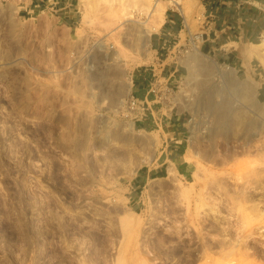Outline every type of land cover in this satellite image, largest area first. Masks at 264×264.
I'll list each match as a JSON object with an SVG mask.
<instances>
[{
    "label": "rangeland",
    "instance_id": "374dc122",
    "mask_svg": "<svg viewBox=\"0 0 264 264\" xmlns=\"http://www.w3.org/2000/svg\"><path fill=\"white\" fill-rule=\"evenodd\" d=\"M184 1L183 13L171 0H74L71 25L0 0V264H264V53L252 46L264 10ZM206 2L222 21L236 5L233 35L257 33L225 47L244 68L192 40ZM173 12L185 25L157 52ZM168 65L193 121L174 135L170 109L152 104L159 116L131 129L133 81L146 69L169 77ZM246 80L260 87L246 93ZM165 161V177L139 187L141 171Z\"/></svg>",
    "mask_w": 264,
    "mask_h": 264
},
{
    "label": "crops",
    "instance_id": "0c3cea01",
    "mask_svg": "<svg viewBox=\"0 0 264 264\" xmlns=\"http://www.w3.org/2000/svg\"><path fill=\"white\" fill-rule=\"evenodd\" d=\"M21 1L23 4L21 5L20 10L22 12H27V14L29 15L30 14L38 15L45 11L53 12L59 15V19L69 18L71 21V25H74L75 19L77 18L78 12L76 11V8L74 6V0H21ZM201 1L204 2L205 0H201ZM218 2L220 1L218 0ZM244 3L255 5L261 11L264 10L263 9L264 0H244ZM207 4L208 2H206L205 4L203 3V6L205 8V11L210 14L209 6ZM215 11H216V14L218 13V15L215 14V16H213L211 14L212 18L207 23L208 25L205 28L206 37H205L204 47H203L205 53H208L210 55L212 54L217 59H220V60L223 59V62L225 64L244 68V65H243L244 63L241 62L243 61L242 57L235 51H227L225 47L230 45L233 42H236V40L242 41L243 37L245 36L253 37L252 34H257V33L254 31L248 30L247 35L242 34L240 37H237L232 34L231 26L234 24H233V21L230 19L232 17L230 16V14L232 11L233 13L237 12L236 5L232 6L231 10L228 11L229 12L228 16L230 17L228 21H225V20L222 21L220 19L221 17H218L220 16V14L222 16V13H223L222 7L217 6V8H215ZM247 20L248 19H246V21ZM241 23H245V22L241 21ZM184 25H185V20L180 13L173 12L167 15L165 17L164 24L162 25L160 32L156 33V35L152 39V47L155 49V51L160 52L170 47L172 43L176 41L178 36L181 35L180 31L183 30ZM163 70L165 72H172V71L175 72L176 71L179 73V68L175 66H172V67L169 66V67L162 68L159 70V72H162ZM145 75L146 73L144 71V73H141L139 77H137V79L133 81V85L136 87V90H134L133 94L135 95V97L139 98L140 100H144L147 97L148 99L152 98L151 96L150 97L148 96L147 82L144 80ZM259 99L264 102V82H262V85L259 89ZM150 111H151V115L153 116V118H155L156 116H159L158 114L160 112L157 113L153 108ZM188 118H189L188 116L170 115L167 117V119H165V117L161 116L162 120L165 119L167 126L169 125L172 126L174 135H177V133L178 135H182L179 129L186 126L188 122ZM145 125L146 123H144V121L141 120L139 123V126L145 127ZM176 148H179V147L176 146ZM167 163L168 161H165L162 164L155 167L154 169H146V170L144 169L145 171H141V174L138 175L139 180L136 181L137 183H139V187H141V185L144 184L149 179H159V178L165 177V173L168 170V167L166 166Z\"/></svg>",
    "mask_w": 264,
    "mask_h": 264
},
{
    "label": "built area",
    "instance_id": "2783aa9c",
    "mask_svg": "<svg viewBox=\"0 0 264 264\" xmlns=\"http://www.w3.org/2000/svg\"><path fill=\"white\" fill-rule=\"evenodd\" d=\"M212 13L204 12L202 16L198 17V20L202 23L204 27H207V23L212 18ZM261 38L264 40V31L260 33ZM192 40H202L205 41V33L194 36ZM176 45V44H175ZM176 46H173V49H176ZM174 51H171V53ZM179 53V52H178ZM229 67V66H228ZM145 70L144 80L147 82L148 96L152 97L151 99L145 98L140 100L135 97L132 93L128 99L125 101L127 110L132 114L133 124L135 127V121H141L147 118V112L152 110V104L160 105L162 109L168 107L170 109V115H180V116H189L188 123L193 121V116L190 113V109L186 108L184 104L178 100V96L174 92L175 86L174 79L172 77L176 74V71L172 73L169 77L162 76V74H157L155 69ZM179 87V86H178ZM175 112V113H174Z\"/></svg>",
    "mask_w": 264,
    "mask_h": 264
},
{
    "label": "bare ground",
    "instance_id": "6f19581e",
    "mask_svg": "<svg viewBox=\"0 0 264 264\" xmlns=\"http://www.w3.org/2000/svg\"><path fill=\"white\" fill-rule=\"evenodd\" d=\"M171 3L173 4V5H175V7L177 6L178 7V9H180L183 13H184V9L186 8V3H185V1L184 0H171ZM156 11L157 12H159L160 14H162V15H164L165 14V8L164 7H162L160 4L159 5H157V7H156ZM142 31V30H141ZM148 33V32H147ZM252 46L253 47H256V48H258V49H260L263 53H264V40L262 41V43H260V44H252ZM253 54H255V53H253ZM247 56V55H246ZM111 58V57H110ZM113 58V57H112ZM263 62H264V60H263ZM108 64V63H107ZM213 64L215 65V68H216V70L220 73V74H222V75H228V74H230L233 78L236 76V71H235V69H233V68H231V67H227L226 69H224L222 66H220V65H218L216 62H213ZM106 65V64H105ZM250 79V78H249ZM243 85V88L245 89V91H246V93L248 92V91H250V90H253V88H259L260 87V83H257V84H253L252 83V81L251 80H246V81H244V83L242 84ZM248 95V94H247ZM248 97V96H247ZM130 127H131V129H133L134 128V124L133 123H131L130 124ZM175 173H176V171H175V168L174 167H170V169H169V174L170 175H172V176H174L175 175ZM243 194V193H242ZM256 206V205H255ZM257 207V206H256ZM253 209H254V207H253ZM258 210V209H257ZM231 232V231H230ZM225 238V237H224ZM232 238V237H231ZM227 239V238H226ZM225 240V239H224ZM214 244V243H213ZM216 244V243H215ZM210 247H212V246H210ZM222 249V248H221ZM226 249V248H225ZM223 251H224V249H223ZM232 251V253L233 252H235V250H231ZM222 252V251H221ZM228 252H229V250H228ZM229 256V255H228ZM230 257V256H229ZM211 261H212V259H211ZM211 263H214L213 261L211 262ZM231 263V262H230ZM215 264V263H214ZM226 264V263H225Z\"/></svg>",
    "mask_w": 264,
    "mask_h": 264
}]
</instances>
